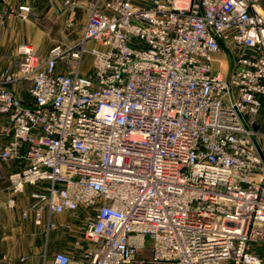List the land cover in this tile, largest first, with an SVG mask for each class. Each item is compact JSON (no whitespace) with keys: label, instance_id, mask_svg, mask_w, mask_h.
I'll use <instances>...</instances> for the list:
<instances>
[{"label":"built area","instance_id":"built-area-1","mask_svg":"<svg viewBox=\"0 0 264 264\" xmlns=\"http://www.w3.org/2000/svg\"><path fill=\"white\" fill-rule=\"evenodd\" d=\"M263 3L92 0L74 43L18 47L0 157L26 161L6 205L28 195L41 264H264ZM80 210V254L50 253L56 217Z\"/></svg>","mask_w":264,"mask_h":264},{"label":"crops","instance_id":"crops-1","mask_svg":"<svg viewBox=\"0 0 264 264\" xmlns=\"http://www.w3.org/2000/svg\"><path fill=\"white\" fill-rule=\"evenodd\" d=\"M23 3L30 5L36 13H39L50 7L54 9L59 2L57 0H0V69L11 64L12 56L21 44H35L37 52L41 56L48 53L47 47L43 45L47 40L46 33L36 31L33 21H24L11 14V11L16 10ZM228 64L230 66V61ZM16 91L22 98L30 99L25 86L17 87ZM8 125L9 117L0 115V132ZM261 130L264 132V112L261 116ZM7 141V136L0 137V149ZM0 165L2 166V176L0 177V264H25L21 261V257L24 255L32 257L28 264H41L45 227L36 225L32 214L29 217L23 216V210L30 206L28 195H20L15 208L10 209L6 205L10 184L7 174L22 169L26 165V161L24 159L7 160L0 157ZM85 214V211L80 210L76 213H66L56 217L58 222L66 224L59 228L62 229L60 234L55 236V231L50 234L52 239L51 243L49 240L50 251L64 250L76 256L80 254V249L86 245V242L82 241L81 245H77L74 233L77 228L84 225ZM254 250L264 258V240L256 245ZM224 264L230 263L225 262Z\"/></svg>","mask_w":264,"mask_h":264},{"label":"rangeland","instance_id":"rangeland-1","mask_svg":"<svg viewBox=\"0 0 264 264\" xmlns=\"http://www.w3.org/2000/svg\"><path fill=\"white\" fill-rule=\"evenodd\" d=\"M59 3L56 7L48 8L43 12L36 13L34 10V17L31 21L34 22V28L36 31L44 34L47 40L43 45H45L49 51V49L57 44H70L74 43L80 37L82 30L84 28L86 18H87V8L88 4L92 0H76L78 3L74 8L67 7L64 3V0H57ZM35 49L36 45L33 44ZM38 53V52H37ZM47 55V54H46ZM45 55V56H46ZM44 57V56H43ZM68 60V59H67ZM65 60V61H67ZM92 56L87 53L84 58V66L83 71L87 72L88 68L91 64ZM64 65V62L61 63ZM74 233V240H81V236H83V226L76 229ZM62 229L55 231V236L60 234ZM50 243L52 241L50 236ZM46 240V234L44 237V242ZM50 250V248H49ZM55 250H51L50 253H54Z\"/></svg>","mask_w":264,"mask_h":264}]
</instances>
